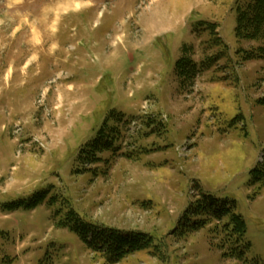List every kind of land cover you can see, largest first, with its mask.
I'll return each instance as SVG.
<instances>
[{
	"label": "rangeland",
	"instance_id": "obj_1",
	"mask_svg": "<svg viewBox=\"0 0 264 264\" xmlns=\"http://www.w3.org/2000/svg\"><path fill=\"white\" fill-rule=\"evenodd\" d=\"M238 1L0 0V264H106L74 212L153 237L118 264H264V58ZM204 195L245 221L241 259L224 221L191 231Z\"/></svg>",
	"mask_w": 264,
	"mask_h": 264
},
{
	"label": "trees",
	"instance_id": "obj_2",
	"mask_svg": "<svg viewBox=\"0 0 264 264\" xmlns=\"http://www.w3.org/2000/svg\"><path fill=\"white\" fill-rule=\"evenodd\" d=\"M236 11L237 38L260 43L257 49L242 50L246 54L245 59L264 58V0H240L236 4ZM210 25L212 28L217 26L215 24ZM182 62H185V60H182L180 65ZM99 151L101 152V150ZM94 161H98L97 155ZM261 172V174H264V168ZM258 173H260V170H258ZM204 200L200 206L202 209L199 214L205 215L206 218L199 220L191 231H199L208 225L209 220L212 218L219 223L224 221V241L220 248L226 250V253H224L226 257L241 259L238 250L241 248L240 238L247 231L245 221L241 216L231 214L229 208L215 206L219 202L216 198L204 195ZM72 215L77 217V224L74 227L71 226L70 229L79 236L89 250L101 254L106 264H118L139 251L150 250L153 247V237L144 232L110 228L101 224L83 221L75 212ZM63 226L67 225L64 224Z\"/></svg>",
	"mask_w": 264,
	"mask_h": 264
}]
</instances>
